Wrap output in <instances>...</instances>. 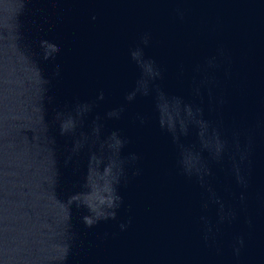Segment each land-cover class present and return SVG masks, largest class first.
Wrapping results in <instances>:
<instances>
[{
	"label": "water",
	"instance_id": "water-1",
	"mask_svg": "<svg viewBox=\"0 0 264 264\" xmlns=\"http://www.w3.org/2000/svg\"><path fill=\"white\" fill-rule=\"evenodd\" d=\"M0 264H264V0H0Z\"/></svg>",
	"mask_w": 264,
	"mask_h": 264
}]
</instances>
